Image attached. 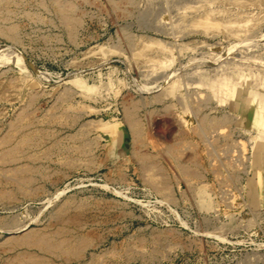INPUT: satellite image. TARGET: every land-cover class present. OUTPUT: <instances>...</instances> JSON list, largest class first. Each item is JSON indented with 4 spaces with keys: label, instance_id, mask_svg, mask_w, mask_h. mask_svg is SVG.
Wrapping results in <instances>:
<instances>
[{
    "label": "rangeland",
    "instance_id": "374dc122",
    "mask_svg": "<svg viewBox=\"0 0 264 264\" xmlns=\"http://www.w3.org/2000/svg\"><path fill=\"white\" fill-rule=\"evenodd\" d=\"M37 1L12 0L9 3L4 2L7 5L0 10V25L15 24L20 37L19 42L14 43L0 34V82L4 90L2 100L0 99V135L10 119L14 118L16 112L25 105L29 95L40 93L35 109L30 115L34 120L36 118L35 121L42 122L46 115L54 114L56 111L62 112V109L54 110L53 105L58 104L56 102L58 94L63 89L70 88L72 96L68 103H75L74 106L82 116L78 123L99 120L105 122L112 118L120 122L123 118V109L132 102L146 100L154 94H162L163 100L141 108L139 117L159 140L168 142L166 140L168 138L171 141L174 133L170 131L173 126L170 125L168 115L179 117L185 105L178 95L181 93L186 98V104H190L196 97H204L207 94L193 75L195 70L191 68L196 65H207L211 74L218 76L233 77L234 72L240 71L249 78V87L253 91L264 94L260 82L264 79L261 78L264 75V0H248L243 5L244 8L239 6L234 8L235 3L229 6L227 3L215 4L228 6L226 16L229 17L226 20L232 18L233 21L242 22L241 24L248 19L257 20L256 25L249 26L247 33L242 34L239 41L225 38L221 31L203 35L187 27H184V30L175 29L176 35L179 31L181 35L178 33L176 36L175 31L173 35V30L171 26L168 28V25L176 23L173 21L178 19L182 10L168 9L163 13L158 12L155 4H158L159 0H134V5L126 4L125 0H114V5L108 0H75L83 22L75 39L71 40L62 28L48 22L31 20V14L36 12L44 19L48 16L46 12L38 11ZM153 10L155 17H151L150 24L142 25L137 13ZM261 21L262 23H259ZM196 32L198 34H195ZM254 32H257L254 39L244 40ZM123 33L130 35L129 42L124 41ZM148 38L178 46L186 44L187 50L182 51L171 67L165 69L166 71L156 70L154 66L151 67L156 54L149 47ZM148 57L155 59L151 63L153 58ZM174 74L176 76H173ZM258 77L260 78L257 79ZM9 78L15 81V88L6 90L4 81ZM174 81L178 82L181 89L178 94L177 92L169 94L170 85ZM164 88L168 89L165 91ZM166 92L168 95L163 96ZM211 99L202 113L207 112L215 117L228 116V108L214 101L216 99ZM61 105L62 108H67L69 104ZM149 110L155 112L150 117ZM66 115L65 112L63 116ZM78 123L73 127L56 122L44 125L45 127L41 125L50 133L36 147L35 155L43 156L54 143L72 145L74 141L72 143L69 136L78 129ZM235 127L242 126L240 124L234 126L231 121L229 128L234 132L229 141H226L225 149H232L234 144L242 146L244 152L242 155L238 154L237 160L241 162L240 166L245 167L248 165V149L255 129L247 124L242 127L246 131L239 133ZM87 134L92 143H98L92 154L93 165L89 167L83 165L81 158L72 153L70 157L73 158L75 168L68 170L62 166L65 155L51 150L49 159L42 157L39 161H34L35 165L40 166L38 171H43V174L33 175L36 180L33 186L41 189L37 196L34 199H19L8 204L0 202V244L12 236L10 227L5 224L9 220H14L17 224H26L27 231L49 224L48 215L52 212L53 204L51 202L58 197L57 201H68L80 214L77 229L69 228L72 230L71 234L88 237L90 241L86 257L82 261L85 263L90 262V254H94L95 262L104 264H264V198L255 206L256 199L253 200L251 191L255 179H252L251 173L244 176L243 170L238 172L236 176L238 182L234 185L233 191L239 194L240 199L234 201V205L224 204L217 195L212 194V198L216 199L214 208L204 212L198 209L193 193L187 190L175 169L164 160H160V163L171 180L172 189L169 191L171 198L162 193L160 195L143 182L141 174L134 170L136 165L126 152H130L132 148L139 149L138 145L134 146L129 139L128 129L123 132L121 140L117 141L115 137L114 142L101 131L89 130ZM119 148L126 153L117 155ZM109 149L114 152L113 157L101 163ZM121 166L125 168L121 169ZM259 173L263 180V169ZM208 179L211 183L212 178ZM260 182L262 183L260 188L264 191V182ZM241 188L243 191L235 192ZM154 230L165 232L167 247L162 243L158 245L152 243L149 235ZM126 254H129V257ZM149 254L155 256L151 259ZM9 257L10 253L0 245V264H7ZM48 264L80 263L61 262L51 258Z\"/></svg>",
    "mask_w": 264,
    "mask_h": 264
},
{
    "label": "bare ground",
    "instance_id": "6f19581e",
    "mask_svg": "<svg viewBox=\"0 0 264 264\" xmlns=\"http://www.w3.org/2000/svg\"><path fill=\"white\" fill-rule=\"evenodd\" d=\"M11 1L12 0H0V4H2L0 5V10H3V7L7 5H5V3H9ZM74 1L75 0H38V3L36 4L38 7V11L46 12L48 16L46 17V19H44V17L39 12H36L34 14H31V20L36 22H48L54 24L57 27L62 28L69 39L74 40L76 37V33L82 26L83 22L82 15L76 7ZM125 1L128 5H134V0ZM108 2L111 5L115 4L114 0H108ZM217 2L225 4L227 3L228 6L231 3H235L234 8L236 6H239V8H244L243 5L245 4V2H248V0H159V3L155 4L157 6V8L155 9L156 11L159 10L158 12L162 13L168 9H175L178 11L182 10L179 13L178 19L173 21V23H176L174 25H172V23L171 25H168V28L171 26L173 35L175 29L178 31L182 30L184 27H187V29L190 28L191 30L199 31L200 33H203V35L221 31L225 34V38L228 37L233 41H239V38L242 37V34L247 33L249 26L254 27L256 25V19H245L246 21L241 19L242 21H245L244 24H241L242 22H237V20L233 21L232 18L231 20L230 18L226 20V18L229 17L226 16V14L228 13V10L226 8L227 5L223 7V4L221 6H216L215 4ZM228 9H230V7ZM233 13H229V15ZM238 13L240 15H243L240 12ZM7 14H9V12ZM153 14H155V10L148 11L146 13L139 12L137 13L138 20L142 25H148L151 22V17H155ZM235 15V17H237V14ZM26 16L28 15L26 14ZM172 19L170 21H172ZM259 23H262V21ZM177 31H175V35ZM165 33L168 34L167 32ZM178 33L180 34V31ZM0 34H2L11 42H19L20 37L18 36L17 27L15 24L0 25ZM195 34L198 33L196 32ZM256 36L257 32H254L249 36H246L244 40L248 41L254 39ZM122 37L125 42H129L131 40L130 35L127 33H123ZM148 42L150 45L149 47L152 48L154 53L156 54V59L155 57H151L153 59L148 57L149 59H151V63L155 59L154 64L150 66H154L156 70H165L171 67L175 59H177L182 51L187 48L186 44H182L184 46H178L167 44L162 40L156 39L148 38ZM137 54L138 53H136V55ZM138 56L136 58H138ZM145 59H147V57ZM193 66H195V64ZM191 69L195 70V72L193 71V75L196 76L199 86L204 89L207 94L206 96H204V94L201 92L204 97H196L194 101L192 100V103L190 102V104H186V98L181 93L178 95L180 96V100H182V104L184 103L185 105L184 107H182V113L179 117L177 115L176 117L174 115L172 116L167 114L171 122L170 125L173 126V128L171 127L172 129H170V131L174 133L173 137L171 136L173 140L169 141L168 138L166 139L168 140V142L164 140L161 141L162 139L159 140V137H156L150 131V129H147L146 126L142 123L141 118L139 117V110L141 108L143 109L146 105L148 106L159 103L161 100H163L162 94H151L152 96H150L146 100L137 99L138 101H134L130 105L128 104L129 106L123 109V118L122 120H120V122L112 118L110 120L108 119L109 121L105 122L99 120L89 121L87 123L86 121L85 123H78L80 117H82L80 115L81 113L74 106L75 103H68L71 101L70 99L72 96L70 88L63 89L56 98V102H58V104L55 103L53 105L54 110L62 109V112L56 111L54 114L52 113L46 115L42 119V122L40 120L35 121L36 118L34 120L33 116L30 115L35 109L34 107L37 103L36 101L40 93L36 92L33 94L31 92V95L28 94L30 97L27 101H25V105H23L16 112L14 118L10 119L5 130L0 135V202L3 201V203L8 204L12 202L14 203V201H17L19 199H34L37 196L39 190L41 189L40 187L33 186V183L36 181L33 175L43 174V171H38V168L40 166L35 165L34 161H39V159L42 157H46L49 159V151L52 150V152L64 154L65 159L64 165L62 166H65L68 170L75 168V164L72 163L73 158L70 157L72 153L76 155V157L81 158L80 160L84 162L83 165L89 167L94 164V157L92 156V154L93 150L97 148L98 145V143L94 144V142L92 143L87 138V133L89 130L101 131L102 133L108 135L109 138H112L114 142L115 137L117 138V141L121 140L124 136L123 132L128 129L129 139L134 143V146L135 144H137L139 147L138 150L132 148L130 152L126 151L129 153L128 155L131 161L136 165V169L134 170L136 172L138 171L141 174L143 182L152 187V189H154V191L158 192L160 195L162 193L164 194V196L169 197V191L172 189L170 186V177L168 176L166 170L163 168V165L160 163V160H164L167 164L175 169V171L177 172V176L186 185L187 190L193 193L196 205L200 211L209 212L213 210L216 199L212 198V194L217 195L222 203L227 205H234L233 202L240 199L239 194L234 193L233 189L234 185H236V183L238 182L236 180L238 177L236 176H238L237 174L241 170H243L244 176L245 174L247 176V174L251 173L252 179H255L251 185V191L253 200L256 199L255 202L257 204H255V206H258V203H260L262 198H264V191H262V188H260V185L262 184L260 181L264 182V178L263 180H261L259 173V171L262 172V169L264 173V94L258 91H253L249 87V78L245 76L246 74L244 75L240 71L234 72L235 75L233 77H227L225 75L218 76L216 74H211V72L209 71L210 68L208 69L207 65H196V67H193ZM193 72H191V74ZM173 76L176 75L174 74ZM259 78L260 77H258L257 79ZM261 78H264V75ZM21 79L22 78H20V81L22 82ZM14 82L10 80V78L9 80H5V89L7 90L9 88H15ZM260 82L262 88H264V79H261ZM2 86L3 85L0 82L1 100L2 91H4L2 89ZM75 86L77 85L75 84ZM179 89L181 88L178 82L174 81L171 83L169 89L170 91L168 93L170 94L177 92L178 94ZM168 93H164L165 95L163 96L168 95ZM201 93L199 94V96L201 95ZM211 98L216 99L214 101H217L218 104L226 106L229 110L230 115L228 114V116L221 115L219 117H215L207 112L202 113V111L205 110L209 99ZM210 101H212V99ZM61 103H67L69 105L67 106V108H62ZM163 109L162 111H164ZM149 111V117L152 116L153 113H155L152 110ZM65 112L67 115L63 116ZM231 121L234 126H236V124H240L243 127L247 124H250V126L255 129V134L253 137H251V143L248 149V165L246 164L247 166L245 167H242V165L240 166V161L238 162L237 160L238 154L244 152L242 146H234V144L232 149H225L226 141H229L234 132L233 129L229 128ZM55 122L57 124L67 125L68 127L76 126V123H78V129H76L73 135L69 136L70 141L72 143L74 141V145L72 144L70 146H66L59 142L54 143L51 148L49 147V149L44 152L43 156H36V147H38L43 139L48 137L50 133L49 130L44 128V125L48 126V124ZM41 125H43L44 127H42ZM242 127H235V129L239 133H244L246 130L244 131ZM97 138L100 139L101 136H98ZM97 138L96 141L98 140ZM103 147H106V145H103ZM148 148H150L152 151H149ZM118 151L119 152H116L117 155L126 153L123 152V149L120 148L118 149ZM113 153L114 152L112 151V149H109V153L106 154L104 159L100 162H107L109 158L113 157ZM164 161H162V163ZM123 168L125 167H122L121 169ZM209 177L212 178L211 183H209ZM214 188L217 189L215 190ZM230 190H232L233 192H231ZM236 190L237 191L235 192L239 193L243 191L242 188ZM57 199L58 197H56V199H53L51 202L53 203L52 212L48 215L50 223L47 225L44 224L45 226L43 227L39 226V228L37 226L38 228L27 231L28 226L26 224H17L16 221L12 220V218H10L12 221L9 220L10 222H5V224H8L6 226L10 227V233L12 234L11 237H7L8 239L1 242L0 244L2 248L10 253L7 264H48L51 258H55L56 260H60L61 262L75 261L79 262L80 264H104L103 262H95L94 254H90V262H82L86 257V250L89 249L88 247L90 245V241L88 237L81 236L79 234H71L72 230L69 228L71 227L73 229H77L80 223V214L77 213V208H72V204H70L68 201L63 202V200L62 202H60L57 201ZM51 203H48V205H51ZM238 206L239 205H236V207ZM149 236L152 243L154 242V244L157 245L159 243H162L166 247L168 246L165 237L167 235H165V232L154 230L150 233ZM141 238L144 239L143 237ZM149 255V258L151 259L155 256V254ZM127 257H129V254L127 255Z\"/></svg>",
    "mask_w": 264,
    "mask_h": 264
}]
</instances>
